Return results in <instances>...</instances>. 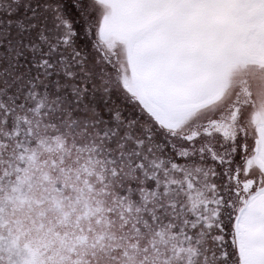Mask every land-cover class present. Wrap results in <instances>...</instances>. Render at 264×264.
Instances as JSON below:
<instances>
[{"label": "snow or ice", "instance_id": "snow-or-ice-1", "mask_svg": "<svg viewBox=\"0 0 264 264\" xmlns=\"http://www.w3.org/2000/svg\"><path fill=\"white\" fill-rule=\"evenodd\" d=\"M0 264H264V0H0Z\"/></svg>", "mask_w": 264, "mask_h": 264}]
</instances>
